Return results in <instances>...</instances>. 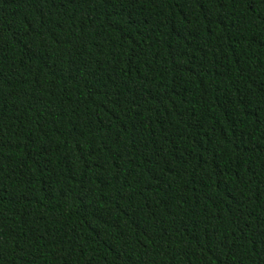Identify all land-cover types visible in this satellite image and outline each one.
Wrapping results in <instances>:
<instances>
[{"label": "trees", "instance_id": "16d2710c", "mask_svg": "<svg viewBox=\"0 0 264 264\" xmlns=\"http://www.w3.org/2000/svg\"><path fill=\"white\" fill-rule=\"evenodd\" d=\"M0 264H264V0H0Z\"/></svg>", "mask_w": 264, "mask_h": 264}]
</instances>
